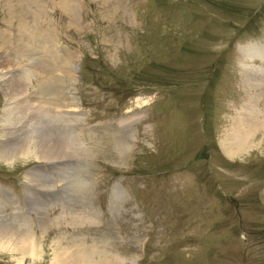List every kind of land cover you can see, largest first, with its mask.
<instances>
[{
  "label": "rangeland",
  "instance_id": "rangeland-1",
  "mask_svg": "<svg viewBox=\"0 0 264 264\" xmlns=\"http://www.w3.org/2000/svg\"><path fill=\"white\" fill-rule=\"evenodd\" d=\"M138 1L0 0V144L38 100L85 149L62 171L0 159V211L38 244L0 264H51L58 243L91 262L264 264V129L223 148L247 103L264 113V0ZM13 72L29 80L9 93Z\"/></svg>",
  "mask_w": 264,
  "mask_h": 264
},
{
  "label": "bare ground",
  "instance_id": "bare-ground-1",
  "mask_svg": "<svg viewBox=\"0 0 264 264\" xmlns=\"http://www.w3.org/2000/svg\"><path fill=\"white\" fill-rule=\"evenodd\" d=\"M4 58L5 57H2L0 61H3ZM8 65L9 66H7L6 69L10 68L9 72L11 73L14 70V67L11 64ZM3 69L5 68L3 67ZM260 74H264V72L256 74V79H254L255 81H264V76ZM247 75H250V72H248ZM26 79L29 80L26 76L15 78L13 72L11 78L9 79L11 83L6 90L11 93L22 89L23 85L26 87ZM19 99L20 98H9L7 104L5 105L4 112L9 111V106ZM29 100L34 101L31 98H29ZM34 103H38V105L35 110L33 109L31 111V113L27 112L29 109L24 110L25 102L24 104L21 103V105L16 108L18 111L21 109V111H19V113L22 114L21 118L17 119V121L14 119L12 122L15 121V123L13 124H5V127L9 130V134L7 135L6 141L0 144V159L7 162L12 160L15 156L20 158L22 156L33 155L36 160L47 163V169L49 171L55 169L56 171H62V169L66 166L74 164L73 161L78 163L80 160L79 158H82L80 157L82 155L81 153H83L85 149L74 147L75 144L73 143L72 136L69 133L71 129L67 127L59 117L56 118L57 121L55 122L54 119H52L53 114L51 111L49 110V112L48 109L42 108L43 104L41 102L37 100L34 101ZM251 106V104L247 103L245 106L246 111H244L243 116L237 118L235 117V121L233 120V123L231 122V134L229 135L228 133L229 139L226 137V140L224 141L225 143L227 142V144L223 145L225 153L229 156L244 151L249 146L250 142L252 143L254 140L250 137V134H255L260 128L264 129V113L261 114L256 112V109ZM47 113L48 115H46ZM259 116H262L263 119L260 122L258 121ZM33 181L35 180L33 179ZM34 240L35 238L28 230L26 223L23 221H16L14 220V217L8 218L0 211L1 257H7L9 262H23V258L31 256L38 247V244H36ZM53 252L55 255L51 264H117L115 261H111L112 263H110L106 259L91 262L93 261V256L89 251L84 249L71 251V249L61 247V243L55 245V250L53 249ZM12 254H18L20 257L13 259L14 257H12Z\"/></svg>",
  "mask_w": 264,
  "mask_h": 264
}]
</instances>
